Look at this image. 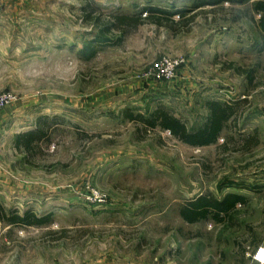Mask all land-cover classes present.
Listing matches in <instances>:
<instances>
[{"label":"rangeland","instance_id":"obj_1","mask_svg":"<svg viewBox=\"0 0 264 264\" xmlns=\"http://www.w3.org/2000/svg\"><path fill=\"white\" fill-rule=\"evenodd\" d=\"M257 1L0 0V95L13 98L0 108V204L5 217H46L0 218V264L257 263L253 242L264 241ZM86 5L101 20H142L100 43ZM145 7L167 13L149 22ZM212 101L236 110L207 145L125 117L163 107L197 131ZM29 132L41 135L31 152L14 145ZM247 137L257 143L244 147ZM220 181L254 188L219 189ZM226 193L245 199L230 219L187 223L179 215L198 197Z\"/></svg>","mask_w":264,"mask_h":264},{"label":"trees","instance_id":"obj_2","mask_svg":"<svg viewBox=\"0 0 264 264\" xmlns=\"http://www.w3.org/2000/svg\"><path fill=\"white\" fill-rule=\"evenodd\" d=\"M255 10L260 12L257 26L262 34V37H264V0H258L255 3ZM144 11L146 12V20L157 24H160L159 18L161 15L167 13L163 9L153 7H145ZM91 12H93L92 8H90L89 5H86L83 9V13L85 18H90V22L97 27L95 36L96 41L100 43H114L111 37H108L112 30L116 29L121 35H123L127 30L135 28L142 20L138 15L126 14H114L110 16V20H101L98 16L90 15ZM179 15L182 16L180 11ZM191 18L193 17L190 16L187 20ZM183 22L184 21L182 20L179 21V23ZM86 49L89 50L90 47L87 46ZM86 56H88V53ZM237 72L248 74V79H251V71H240L237 69ZM207 108L209 110L207 121L197 131L188 130L182 121L173 116L163 107L155 109L148 115L147 118H143L142 115L133 116L131 113H125V117L130 120L141 122L150 128L158 127L161 130H167L173 137L186 144L201 146L215 142L217 135L224 129L226 121L236 110V107L216 101L208 102ZM39 134L40 133L37 132H29L25 135H16L14 145L17 147L22 146L27 152H31L33 149L32 143L35 142V139L41 137ZM256 143L257 141L254 137H247L243 146L247 147ZM229 186L235 188H240L242 186L249 189L254 188L252 185H244V183L242 184L234 181H220L218 184L219 189ZM244 201V197L236 193H226L221 199L204 195L184 205V207L180 209L179 215L187 223H195L205 220L209 214L214 220L222 221L225 218H232L235 212V205L237 203H244ZM0 218L2 220L6 219L11 223L21 224H41L46 220V217H38L33 213H25L23 216L12 215L10 217H5L1 204Z\"/></svg>","mask_w":264,"mask_h":264},{"label":"built area","instance_id":"obj_3","mask_svg":"<svg viewBox=\"0 0 264 264\" xmlns=\"http://www.w3.org/2000/svg\"><path fill=\"white\" fill-rule=\"evenodd\" d=\"M1 5H0V13H1ZM13 98L10 94L0 95V108L4 107L6 104L10 103ZM252 259L255 260L258 264H264V244L259 245L252 252Z\"/></svg>","mask_w":264,"mask_h":264},{"label":"crops","instance_id":"obj_4","mask_svg":"<svg viewBox=\"0 0 264 264\" xmlns=\"http://www.w3.org/2000/svg\"><path fill=\"white\" fill-rule=\"evenodd\" d=\"M262 244H264V241H254L253 242V251L256 249V247H258L259 245H262Z\"/></svg>","mask_w":264,"mask_h":264}]
</instances>
